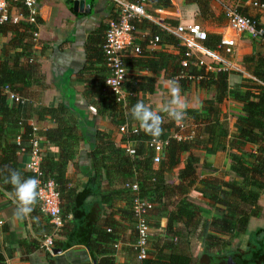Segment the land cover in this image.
Segmentation results:
<instances>
[{
    "label": "trees",
    "instance_id": "16d2710c",
    "mask_svg": "<svg viewBox=\"0 0 264 264\" xmlns=\"http://www.w3.org/2000/svg\"><path fill=\"white\" fill-rule=\"evenodd\" d=\"M250 1L256 3L257 8L243 5L238 0L235 9L240 16L253 23L256 31H262L260 37H254L255 42L262 44L264 24L260 18L264 17V0ZM210 2L184 0L180 14L192 18L198 16L203 24L207 23L208 28L220 27L225 24V14L223 11L213 13ZM148 3L154 9L169 7L168 0H148ZM12 5L21 11L24 18L27 17V12L19 4ZM37 20L35 16L34 23L24 26L34 27ZM108 21H117L113 9L103 26V41H99L98 49L92 47L96 43L92 37H88L85 43L83 70L93 73L84 81V93L95 110V116L111 122L117 130L123 127V132L118 131L122 135L118 144L106 134L94 133L93 146L87 155L92 177L105 180L112 188L103 197L104 203L105 199L110 202V197L116 196L123 206L117 211L111 205L105 208L107 216L99 224L94 238L91 237L92 232L87 234L86 248L90 254L102 256L98 262L94 257V263L113 264L110 256L120 236L127 231L130 239L127 250L136 264L137 250L134 244L137 219L133 212V200L139 199L152 206L141 216L149 233L144 258L139 264H192V247L200 240L203 246L198 261L217 260L216 264H225V259L232 257V264H235L236 258L239 264H264V244L259 240L264 228L256 230L251 236L244 255L240 251L224 253V248H229L234 240L245 233L248 220L260 214L258 200L264 193V54L257 51L243 56L240 71H206L204 67L191 65L193 60L185 57V51L179 47L175 37L154 22L133 20L130 24L135 34L140 33L141 42L137 45L139 53L121 58L126 75L121 85L122 97L118 98L104 85L110 74L103 50ZM161 22L169 26L176 24L173 21ZM9 24L18 26L19 23ZM153 39H156L154 46L158 49L148 50V41ZM219 39V35L206 32L202 45L208 50H215ZM181 62L187 65L181 67ZM32 68L28 62L19 68H10L0 62V169L10 168L19 171L25 178L32 177L34 175L24 168L29 160L30 140L40 138L41 149L46 145L56 149V159L41 153L38 168L42 181H51L58 194L61 231L63 212L60 202L63 195H67L64 174L68 162H72L77 155L79 139L72 134L71 128L74 126L62 103L31 106L27 98L16 92L15 86H26L30 81L34 74ZM159 72L163 73L166 81L178 80L181 92L189 83H194L195 88L209 96L198 103L197 110H186L184 120L188 123L185 124L183 120L180 126L171 118L165 122V114L156 111L163 117L164 123L162 135L153 138L140 128L139 122L131 118L129 110L138 101L153 109L139 94L153 91V76ZM20 89L23 90L22 87ZM8 93L17 97L18 101L8 100ZM227 99L238 106L237 111L231 112L236 132L227 130L224 111ZM27 112L36 115L38 120L51 121L53 128L42 132L37 129L32 131L35 125L28 124L30 117ZM166 133H169L167 137L164 136ZM153 141L161 142V156L157 164L152 163ZM128 142L135 143L131 157L126 155L123 148ZM222 152L228 153L225 173L211 169L204 163V154ZM22 159L23 167L20 166ZM6 175L7 171L0 175V187L10 193L12 186L4 182ZM115 184L118 186L115 187ZM132 184H136V191H131ZM35 207L39 212L36 204ZM71 212L72 222H75L79 216L73 210ZM161 219H165L162 229L159 227ZM253 240L256 244H253ZM92 243L103 247L96 251ZM0 264H4L1 259Z\"/></svg>",
    "mask_w": 264,
    "mask_h": 264
},
{
    "label": "crops",
    "instance_id": "0c3cea01",
    "mask_svg": "<svg viewBox=\"0 0 264 264\" xmlns=\"http://www.w3.org/2000/svg\"><path fill=\"white\" fill-rule=\"evenodd\" d=\"M74 1H83V4L88 6V13L79 12L78 8L73 12L72 4ZM237 3V0H221V4L210 2L209 6L212 12L217 14L223 11L224 7ZM179 4L175 6L173 0H170L169 7L172 11H166L161 18L151 15L153 21L158 23H162V20L173 21L184 25L198 23L204 28L198 16L193 18L187 15L181 16L180 9L183 7L184 0H180ZM111 10L112 7L107 0H36L37 24L34 27H29L24 26V24L31 23L27 22L17 7L11 4L8 8L11 23L19 24L18 26H11L7 23L0 27V62L6 63L10 68H19L26 62L33 66L34 77L32 76L26 86H15L16 92L27 98L30 103L28 105L31 106L39 104L54 106L62 103L66 107L72 127L74 126L71 128L72 134L79 139V142L77 155L72 161L75 165L72 162H68L66 165L64 178L67 195H63L60 202L63 212V226L53 239L50 253L39 248L40 238L49 231L46 219L37 212L34 205V210L29 218L23 221L17 220L14 216L15 201L9 193L0 187V259L4 264H95L94 257L97 262L102 258L101 255L90 254L86 248L87 234L92 232L91 237L94 238L99 229V224L107 216L105 208L111 205V208L117 211L121 210L123 204L116 196H111L110 202H106L108 200L105 199L104 203L103 197L112 188L105 180L95 178L96 176L92 177L93 173L87 154L93 146L94 133L106 134L116 144L119 143L122 135L111 122L95 116V110L89 105V98L84 93V81L91 77L93 72L83 70V66L85 65V43L88 37H92L96 41L92 47L98 49L99 41H103V26ZM260 21L264 24V17H261ZM224 26L225 24L220 27H205L204 30L219 36H227L230 33L224 30ZM32 33L36 35L35 41L32 40ZM135 35L132 44L139 46L141 42L140 33ZM229 36L233 43L232 55H226L219 48L210 50L209 56L203 59L205 63L213 62V67H222L225 62H229L232 67L230 70L240 71V68L234 69V61H238L240 64L243 56L257 51L264 54V42H261L262 44L255 42L254 38L247 34L241 35V38L244 39L242 41L240 36L236 37L231 34ZM146 48L148 50L158 49L155 46H147ZM126 55L127 57L133 56L132 54ZM139 75L146 74L139 73ZM153 77L155 78L153 91L149 94H139V97L145 99L155 111L163 112L164 117H166L167 114L163 108L167 103L161 97L169 95L167 81L163 79L162 72ZM193 84L191 83V85ZM21 87L23 90L20 89ZM193 92H196L195 100L186 96ZM181 94L189 105L186 110L190 111L198 109V103L202 100L205 92L198 90L193 85L192 88L187 86ZM224 105L228 132H236L237 129L231 112L237 111L238 106L230 99H227ZM24 114H26L25 111ZM30 115L27 112V116L30 117L28 124H34L38 131L42 132L53 128L51 121L38 120L36 115ZM167 121L169 119L165 120V122ZM176 124L180 126L182 122H176ZM168 135L169 133H166L164 136L167 137ZM134 147L135 143H126L123 146L126 155L131 157ZM41 152L54 159L57 157L56 149L51 145L44 146ZM204 163L211 169L225 173L228 168V153H206L204 154ZM23 164L24 160L20 166L23 167ZM199 169L200 165H198L197 172ZM117 186L115 184V187ZM194 203L198 205L196 200ZM258 205L260 207L259 216L250 218L245 233L231 243V246H234L236 250H231L230 246L224 248V251L230 250L229 254L240 251L244 255L248 249L247 244L251 236L256 230L264 228V193L260 195ZM168 208L170 209V207ZM71 210L79 216L75 222H72ZM36 217L39 219H34ZM164 224L165 219H161L160 229L163 228ZM122 238L124 240L121 241ZM128 239V233L125 231L117 241L114 253L110 256L113 264H135L133 255L127 250L130 247ZM259 240L264 244V234L259 236ZM253 244H256L254 240ZM92 245L96 251L103 247L96 243H92ZM202 246V240L193 244L192 264H216L217 260L212 262L198 261Z\"/></svg>",
    "mask_w": 264,
    "mask_h": 264
},
{
    "label": "built area",
    "instance_id": "2783aa9c",
    "mask_svg": "<svg viewBox=\"0 0 264 264\" xmlns=\"http://www.w3.org/2000/svg\"><path fill=\"white\" fill-rule=\"evenodd\" d=\"M211 2L221 4V0H210ZM238 1V0H237ZM243 5H250L257 8V4L250 0H241ZM112 9L117 14V21H108L107 29L104 35V54L107 56V65L109 67V77L105 80V87L114 93L118 98L122 97L121 85L126 75V70L121 65V58L128 55H136L139 53L138 46L132 44L134 34L136 33L130 22L133 20L146 19L154 22L166 33H169L177 40L179 47L185 51V57L191 58L193 61L191 65L196 67H204L206 71H230L231 64L225 62L222 67H213V62L205 63L204 57L209 56V51L202 43L206 39V31L198 23L180 24L176 23L174 26H169L163 23L153 21V18L148 13V9H151L148 0H107ZM19 4L26 12V20L28 23H34V17L36 16V0H0V24L11 23L8 8L10 4ZM236 4L231 6L222 7L225 14L226 22L224 30L233 36H241L244 34L250 37H260L262 31H256L254 25L248 19L240 16L235 9ZM229 34V35H230ZM220 35L218 48L221 49L226 55H232L233 43L230 40V36ZM35 33L32 35V40L36 39ZM156 39L148 41V46L154 47ZM217 48V49H218ZM202 58V59H201ZM218 60V59H216ZM221 63V62H220ZM219 63V64H220ZM181 67H185V62L180 63ZM7 93L6 90L3 91ZM8 100L17 102V97L11 94H7ZM36 127L32 131H36ZM123 132V127L118 130ZM40 138H33L29 142V160L24 165L26 171L33 174L40 181L39 197L37 200V208L39 213L47 219V223L50 226L46 235H43L39 241V248L45 252L50 253L53 246V239L59 232L62 225L59 208V197L54 189V185L51 181H42L41 173L39 171V162L42 156L40 147ZM154 156L152 163L157 164L160 161L161 156V142H152ZM24 152L23 150H20ZM131 191H136V184L130 185ZM151 205L143 200H133V212L136 216L135 232L136 240L134 247L137 250L136 264H139L144 258V248L147 241L149 229L145 224L142 214L151 209Z\"/></svg>",
    "mask_w": 264,
    "mask_h": 264
},
{
    "label": "clouds",
    "instance_id": "9594fccd",
    "mask_svg": "<svg viewBox=\"0 0 264 264\" xmlns=\"http://www.w3.org/2000/svg\"><path fill=\"white\" fill-rule=\"evenodd\" d=\"M170 100L164 106L163 111L176 121L182 122L185 119V112L188 103L181 94V87L178 80L171 79L167 81ZM130 111L133 120L139 122L140 128L153 138L162 135L164 123L163 117L143 101L134 104ZM7 171L4 176V182L12 186L9 195L15 201L16 210L14 216L17 220L23 221L29 218L33 212V206L37 203L39 197L40 181L35 176L25 178L19 171L14 169H0V175ZM38 220L39 218H34Z\"/></svg>",
    "mask_w": 264,
    "mask_h": 264
},
{
    "label": "rangeland",
    "instance_id": "374dc122",
    "mask_svg": "<svg viewBox=\"0 0 264 264\" xmlns=\"http://www.w3.org/2000/svg\"><path fill=\"white\" fill-rule=\"evenodd\" d=\"M168 1H170V0H168ZM180 3V0H173V4L175 5V6H178V5H180L179 4ZM166 11H168V12H171L172 11V9H171V7H164V8H160V9H154V8H151V9H148V13H149V15H153L154 17H157V18H161V17H163L164 16V13L166 12ZM254 12H252V14H253ZM55 14V13H54ZM55 17H57L56 15H55ZM225 22H226V19H225ZM203 24V23H202ZM207 23H204L203 25H204V28L207 26L206 25ZM237 37V36H236ZM240 38V40L242 41V40H244L243 38H241V36L239 37ZM202 59V58H201ZM213 64H211V66H212ZM238 68H240L241 69V65L238 63V61H234V69H238ZM194 85V84H193ZM193 85H191V83H190V85H188V86H191V88H192V86ZM195 94H196V92H193V93H191V94H188V95H186L187 97H190V98H192L193 100H195L196 99V97L197 96H195ZM207 96H208V94L207 93H205V95H203V97H202V100H204V99H207ZM184 97V96H183ZM185 98V97H184ZM161 99L163 100V101H166L165 103H167L169 100H170V95H165V97L163 96V97H161ZM159 100V99H158ZM170 120V117L168 116V115H166V117H165V120ZM226 126H227V124H226ZM227 130H228V128H227ZM201 205V204H200ZM202 206V205H201ZM232 249H234V251L236 250L235 248H234V246H231V250ZM230 253V250H225L224 251V253Z\"/></svg>",
    "mask_w": 264,
    "mask_h": 264
},
{
    "label": "water",
    "instance_id": "95a60500",
    "mask_svg": "<svg viewBox=\"0 0 264 264\" xmlns=\"http://www.w3.org/2000/svg\"><path fill=\"white\" fill-rule=\"evenodd\" d=\"M76 8H78V11L79 12H85V13H88V6H85L83 4V1H74L73 4H72V11L75 12L76 11ZM232 257H229L227 259H225V264H232ZM235 264H239V259L236 258L235 259Z\"/></svg>",
    "mask_w": 264,
    "mask_h": 264
}]
</instances>
